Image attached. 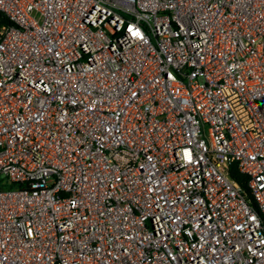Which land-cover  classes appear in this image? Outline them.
Wrapping results in <instances>:
<instances>
[{"label":"built area","instance_id":"obj_1","mask_svg":"<svg viewBox=\"0 0 264 264\" xmlns=\"http://www.w3.org/2000/svg\"><path fill=\"white\" fill-rule=\"evenodd\" d=\"M0 264H264V0H0Z\"/></svg>","mask_w":264,"mask_h":264},{"label":"trees","instance_id":"obj_2","mask_svg":"<svg viewBox=\"0 0 264 264\" xmlns=\"http://www.w3.org/2000/svg\"><path fill=\"white\" fill-rule=\"evenodd\" d=\"M232 175L233 177L239 181V183L241 184V186L245 189V191L248 193L249 198H252L251 193L248 189V185H247V175L241 173L235 166L232 167Z\"/></svg>","mask_w":264,"mask_h":264}]
</instances>
